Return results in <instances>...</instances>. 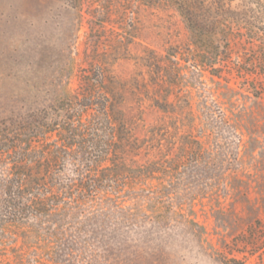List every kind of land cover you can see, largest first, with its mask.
<instances>
[{
  "label": "rangeland",
  "instance_id": "1",
  "mask_svg": "<svg viewBox=\"0 0 264 264\" xmlns=\"http://www.w3.org/2000/svg\"><path fill=\"white\" fill-rule=\"evenodd\" d=\"M195 51L171 0H0V119L53 104L100 68L136 144L125 146L128 165L178 163L198 145L203 151L204 161L188 169L198 194L170 193L160 210L142 192H125V205L136 196L162 218L126 224L114 241L120 250L107 238L76 243L64 264H264L259 50L235 28L226 67L194 63ZM10 229L5 264H55L42 242Z\"/></svg>",
  "mask_w": 264,
  "mask_h": 264
},
{
  "label": "trees",
  "instance_id": "2",
  "mask_svg": "<svg viewBox=\"0 0 264 264\" xmlns=\"http://www.w3.org/2000/svg\"><path fill=\"white\" fill-rule=\"evenodd\" d=\"M233 1L171 0L196 48L194 63L214 72L226 67L223 54L236 28L257 46L264 74V0L232 6ZM216 62L221 66L214 68ZM104 78L97 68L92 76H79L76 92L63 91L51 105L0 119V251L10 228L42 242L39 248L55 264H64L63 257L81 241L108 239L120 250L114 241L126 224L162 218L142 210L145 202L162 210L158 205L172 199L170 193L198 194L188 175L204 161L198 144L178 163L174 158L139 165L124 161L125 146L136 144L116 108L114 84L106 85ZM125 192H142L138 198L145 202L132 196L135 202L127 206Z\"/></svg>",
  "mask_w": 264,
  "mask_h": 264
}]
</instances>
